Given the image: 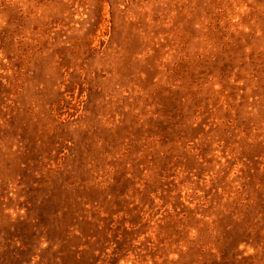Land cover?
I'll return each mask as SVG.
<instances>
[{
	"label": "rangeland",
	"instance_id": "1",
	"mask_svg": "<svg viewBox=\"0 0 264 264\" xmlns=\"http://www.w3.org/2000/svg\"><path fill=\"white\" fill-rule=\"evenodd\" d=\"M0 264H264V0H0Z\"/></svg>",
	"mask_w": 264,
	"mask_h": 264
}]
</instances>
